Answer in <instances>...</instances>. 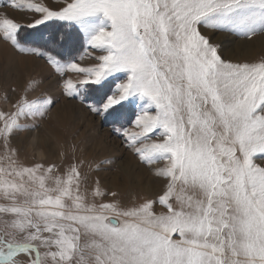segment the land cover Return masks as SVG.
Segmentation results:
<instances>
[{
    "label": "snow or ice",
    "instance_id": "snow-or-ice-1",
    "mask_svg": "<svg viewBox=\"0 0 264 264\" xmlns=\"http://www.w3.org/2000/svg\"><path fill=\"white\" fill-rule=\"evenodd\" d=\"M0 7L32 14L24 25L0 13V40L46 59L63 95L110 120L142 164L164 162L152 169L162 194L124 206L99 180L87 191L83 160L19 161L11 137L22 119L35 129L54 98L0 110V264H264V56L226 60L204 34L264 35V0Z\"/></svg>",
    "mask_w": 264,
    "mask_h": 264
},
{
    "label": "rangeland",
    "instance_id": "rangeland-1",
    "mask_svg": "<svg viewBox=\"0 0 264 264\" xmlns=\"http://www.w3.org/2000/svg\"><path fill=\"white\" fill-rule=\"evenodd\" d=\"M36 2L51 3V0H36ZM4 12L24 25L32 19L30 13L22 14L8 7H0V13ZM31 33L32 30L26 27L20 33L21 43L25 46H29L32 41ZM49 34L48 31L45 32V35ZM204 34L210 37V42L218 47L222 58L226 60L255 62L264 56V35L245 39L215 30H207ZM80 63L90 65L93 61L85 59ZM61 83L60 77L46 59L21 54L10 43L0 40V110H14L13 104L24 96L29 101L47 97L57 101L45 117L35 120L38 125L35 129L32 128L31 118L21 120V123L26 125V130L17 132L11 137V147L16 150L19 161L28 166L36 162H41L46 167L55 164L63 170L69 163L83 160L85 166L82 174L87 177L89 193L96 180H99L105 189L111 190L102 183L101 177L99 178L97 174L123 173V181L119 176L123 183V192L119 193V200L124 206H132L143 197L155 198L162 194V182L154 177L152 169L163 167L164 162L151 168L142 164L138 157L123 145L120 135L113 131L114 126L111 121L94 114L79 100L69 99L63 95ZM29 88L30 91L27 90ZM54 130L57 132L54 144L57 153L49 155L50 151L43 148L41 156L36 157L28 152L29 139L37 134L41 139L54 140L55 134L52 133ZM2 153L3 148L0 147V154ZM89 163L92 165L91 168L87 166ZM257 163L260 161L257 160ZM97 165L100 166L98 171ZM82 191H84L83 186ZM154 207L157 212L162 210L158 205Z\"/></svg>",
    "mask_w": 264,
    "mask_h": 264
},
{
    "label": "bare ground",
    "instance_id": "bare-ground-1",
    "mask_svg": "<svg viewBox=\"0 0 264 264\" xmlns=\"http://www.w3.org/2000/svg\"><path fill=\"white\" fill-rule=\"evenodd\" d=\"M52 133H54V137L55 139H41L40 136H38L37 134L35 136H33L31 139H29L28 141V152L33 153L36 157H40L41 156V150L43 148L48 149L50 151L49 155H54L55 153H57V149L55 148L54 144L56 143V139H57V135H56V130L52 131ZM17 146V145H16ZM18 148V147H17ZM89 150V149H88ZM91 152V150L89 151ZM100 178V180L102 181V183H104V185L107 186V188H111V190H115L118 193H122L123 192V183L121 182V178L123 181V173L119 174H111V173H101V174H97ZM119 176L121 178H119ZM133 183V182H132Z\"/></svg>",
    "mask_w": 264,
    "mask_h": 264
},
{
    "label": "trees",
    "instance_id": "trees-1",
    "mask_svg": "<svg viewBox=\"0 0 264 264\" xmlns=\"http://www.w3.org/2000/svg\"><path fill=\"white\" fill-rule=\"evenodd\" d=\"M34 30H32V32H33ZM47 30H45V32H46ZM21 40V39H20Z\"/></svg>",
    "mask_w": 264,
    "mask_h": 264
}]
</instances>
